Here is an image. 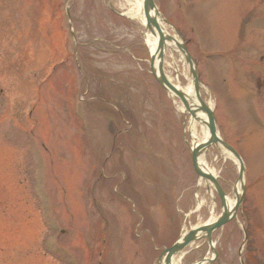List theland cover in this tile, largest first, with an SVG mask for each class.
<instances>
[{
    "label": "rangeland",
    "instance_id": "obj_1",
    "mask_svg": "<svg viewBox=\"0 0 264 264\" xmlns=\"http://www.w3.org/2000/svg\"><path fill=\"white\" fill-rule=\"evenodd\" d=\"M155 1L246 167L240 220L214 233V264L244 263L242 227L249 264H264V89L254 87L264 0ZM131 9L125 0H0V264H61L50 253L65 264H154L181 232L218 215V196L191 165L190 117L150 74ZM164 66L192 86L173 44ZM6 124L23 134L22 153L10 148L14 135L4 140ZM201 160L234 202L233 157L219 146ZM211 254L197 241L178 264Z\"/></svg>",
    "mask_w": 264,
    "mask_h": 264
},
{
    "label": "water",
    "instance_id": "obj_2",
    "mask_svg": "<svg viewBox=\"0 0 264 264\" xmlns=\"http://www.w3.org/2000/svg\"><path fill=\"white\" fill-rule=\"evenodd\" d=\"M143 11L146 18V30L155 35H158V43H157V50H156V58L158 59V68L157 70L154 68V62L155 57L152 54L151 55V63L150 68L151 72L154 75L157 82L165 88L168 92L175 95L184 105V107L189 111L190 115L193 119L196 121H199L203 125H205L208 128L209 131V137L205 143H202L200 145H195L192 148V164L195 172L199 177H202L205 180H209L215 190L217 191L220 199H221V214L217 221L211 224H207L203 227H200L198 229L190 230L186 235L180 237L178 241H176L170 248L165 249L161 256L159 257V263L158 264H171L173 257H175L179 252H181L189 243L201 239L203 237H206L208 241L210 242V247L215 253L213 246L211 244V234L214 230L222 227L224 224L229 222L232 218H236V211L240 205V200L235 203L234 207L232 209H229L226 203V197L222 189L220 188L218 182L216 181L215 177H213L211 174L205 172L202 169V166L199 162V157L201 154L212 144L215 145H222L226 150H228L236 159H238L240 163V173H239V181L241 183V188L243 190V167L242 163L240 161L239 156L235 153V151L226 145L217 135L216 131V119L215 116L207 105L201 100L199 95V84L198 79L196 76V69L195 64L190 57V55L187 53L185 46L183 44L177 43L174 41V38L171 36L165 34L163 32L162 23L165 22L159 11L156 9V6L153 2V0H143ZM166 42H174L178 49L182 52V54L185 57V61L189 66V73L193 81V90L195 94V98L197 99L199 105L195 106L194 108L191 107L189 104L187 97L185 94L179 89H177L175 86H173L166 76L163 73V54L164 49L166 46ZM203 113L206 115V120H202L199 116H197V113ZM235 195H237V192H235ZM211 262V261H210ZM209 262V263H210ZM204 261H199L195 264H202Z\"/></svg>",
    "mask_w": 264,
    "mask_h": 264
},
{
    "label": "bare ground",
    "instance_id": "obj_3",
    "mask_svg": "<svg viewBox=\"0 0 264 264\" xmlns=\"http://www.w3.org/2000/svg\"><path fill=\"white\" fill-rule=\"evenodd\" d=\"M125 1H126L127 4H129L130 6H132V9H131V11L129 13V17H131V18L137 17V18H139L142 21V23H144V18H143L142 8H141V1L142 0H125ZM145 38H146V44L148 45L151 54H153L154 57H155L154 68L157 70L158 63H159L158 62V59L156 58V54H157L156 53V49H157V43H158V35L157 34L153 35V34L147 32L145 34ZM164 68H165V66H164ZM166 78L168 79V81L173 86H175L177 89L185 92L187 95H193L194 94L193 87L191 85H188L186 87H183L182 85H180L179 82H173L169 77H166ZM180 109L182 111L185 110L182 106L180 107ZM196 127H197L196 121H194L193 118L190 117L189 129H190V133H191L190 135L193 138V140L198 143L199 142L198 141V137L201 136V135H202L203 141L207 140L208 137H209V133H208L207 127L204 126V125H202V134L199 135V136L197 134V128ZM205 171L211 173L210 169H206ZM201 203L202 202H199L198 205H201ZM229 203H231V204H229L231 206L232 205V202H229ZM213 220H214V217L211 218V221H213ZM179 260L180 259H177V261H175L174 264H178Z\"/></svg>",
    "mask_w": 264,
    "mask_h": 264
},
{
    "label": "flooded vegetation",
    "instance_id": "obj_4",
    "mask_svg": "<svg viewBox=\"0 0 264 264\" xmlns=\"http://www.w3.org/2000/svg\"><path fill=\"white\" fill-rule=\"evenodd\" d=\"M264 21V19H263ZM262 46L259 48L260 50V53H259V74H260V77H259V81H258V87L261 88V89H264V39L262 41ZM261 99H262V103H263V106H264V93L263 95L261 96Z\"/></svg>",
    "mask_w": 264,
    "mask_h": 264
},
{
    "label": "trees",
    "instance_id": "obj_5",
    "mask_svg": "<svg viewBox=\"0 0 264 264\" xmlns=\"http://www.w3.org/2000/svg\"><path fill=\"white\" fill-rule=\"evenodd\" d=\"M251 254L248 256V258H247V260H246V263H248L249 264V262H251L252 261V259H251Z\"/></svg>",
    "mask_w": 264,
    "mask_h": 264
}]
</instances>
